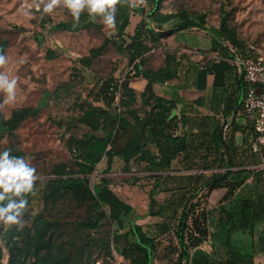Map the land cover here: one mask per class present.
<instances>
[{"label": "trees", "instance_id": "trees-1", "mask_svg": "<svg viewBox=\"0 0 264 264\" xmlns=\"http://www.w3.org/2000/svg\"><path fill=\"white\" fill-rule=\"evenodd\" d=\"M223 2L217 26L209 23L206 11L173 7L186 27L198 25L210 31L211 52L219 56L205 63L214 75V87L222 89L220 106L207 113L190 102L178 107L176 99H166L153 90L155 82L177 77L172 64L177 60L176 53L159 48L160 39L175 29L156 32L143 17L133 33L126 31L124 23L133 10L132 2L122 0L116 6L115 36L105 37L79 62L82 69L90 68L114 46L127 58L130 69L121 80L114 74L98 78L82 97L79 113L69 119L70 127H83L81 133L73 131L66 140L72 161L54 165L42 194L44 205L71 201L82 208L83 217L74 224L76 236L60 243L59 218L43 212L21 229L0 226L8 251L6 264H74L83 260L80 258L88 245L101 247L111 255L112 244L133 264H155L163 235L169 236L173 264H256L257 252H264V230L254 240L257 228L264 224V157L254 152L245 139L243 143L236 141V134L245 133L247 128L239 123L238 115L230 124L231 133H225V127L239 98L237 65L228 60L230 47L248 56L260 49L249 44L232 25L231 12ZM154 4L152 18L166 6L165 0H154ZM97 17L93 21L85 10L78 23L71 15L51 28L70 32L100 29ZM7 48L8 42L0 38V56ZM156 53H161V61L154 65L151 59ZM57 56L56 51L48 49L49 59ZM137 78L148 80L141 93L130 85ZM63 87L68 83L52 92L45 91L46 98H56ZM40 109L41 105L23 106L5 116L0 107V137L13 135ZM240 112H245L243 104ZM118 141L121 146H117ZM115 157L124 161L126 171L138 173L134 176L136 183L148 188L146 213L136 214L134 206L111 188L107 173ZM102 161L105 168L92 184L91 175ZM217 190L225 192L215 205H210V196ZM160 194L166 197L160 200ZM148 216L161 219L155 225V234H149L137 222ZM245 233L252 239L244 240L241 235ZM122 237L130 243L120 248ZM206 242L211 250L203 249ZM3 257L0 246V264Z\"/></svg>", "mask_w": 264, "mask_h": 264}, {"label": "rangeland", "instance_id": "rangeland-1", "mask_svg": "<svg viewBox=\"0 0 264 264\" xmlns=\"http://www.w3.org/2000/svg\"><path fill=\"white\" fill-rule=\"evenodd\" d=\"M27 2L31 3V0ZM221 2L226 3L228 11L231 12L232 25L240 35L264 53V0H165V8L186 6L191 12L206 11L210 24L213 25L212 21H217ZM24 4L25 0H0V38L8 42V48L3 55L7 63L0 66V73L8 75L9 79L17 80L15 102L3 105L6 94L0 92V105H3L1 109L5 116L23 106L41 105V109L36 117L23 122L13 135L0 137V152L10 149L13 156L23 157L36 169L39 177L36 182V195L27 197L28 211L22 217L23 225L30 224L33 216L41 212L57 217L61 222L57 231L59 242H69L76 236L74 224L83 217V210L71 201L44 205V183L52 176L55 164L72 161L66 140L73 131L81 133L83 127H70L69 119L79 113L82 97H86L98 78L114 74L121 80L130 67L127 58L119 54L114 46H110L92 67L81 68L79 59L82 56L87 55L92 47L100 45L105 37H114L116 34V27L105 26L102 17H97L100 29L92 27L79 32L54 30L52 25L71 18V13L66 7L58 6L52 13L46 14L43 13V4L39 10L35 7L23 8ZM48 49L56 51L58 56L49 59ZM160 61L161 53L153 54L152 64H159ZM65 82L68 87L61 88L59 96L46 98L45 91L52 92ZM44 99H47V102H44ZM121 143L118 141L117 146H121ZM104 168L105 161L97 165L91 175L92 184L98 180ZM107 174L111 178V188L134 206L136 214L147 212L148 188L135 182L134 176L138 173L126 171L124 161L115 157L113 167ZM224 192L225 190L214 191L209 204L215 205ZM165 197V194L158 195L160 200ZM160 220L158 217L148 216L138 219L137 222L146 232L155 234V225ZM0 226L6 228L3 224ZM263 230L264 224L257 228L254 240H258ZM101 234H104V231ZM1 235L3 264H6L8 251ZM241 237L247 241L252 239L249 233ZM169 241L168 235L162 236L155 264H173L174 256L170 254ZM129 243V239L122 237L119 246L123 248ZM203 249L211 250L210 243H204ZM86 250L80 258L83 260L74 264H133L132 260L122 256L113 244L111 255L94 245H88ZM255 261L256 264H264V252H257Z\"/></svg>", "mask_w": 264, "mask_h": 264}, {"label": "crops", "instance_id": "crops-1", "mask_svg": "<svg viewBox=\"0 0 264 264\" xmlns=\"http://www.w3.org/2000/svg\"><path fill=\"white\" fill-rule=\"evenodd\" d=\"M132 2L133 10L124 23L126 31L134 32L137 23L145 17L150 26L156 32H169L175 29L172 33L163 37L159 41V48L176 53V61H172L173 67L177 71V77L166 82H155L153 84L154 92L166 99H176L178 107L183 103H189L196 109L207 113L213 111L220 106L221 102V88L214 87V75L210 74L205 67L208 59L219 58L217 53L211 52L213 46L212 35L204 28L198 25L187 26L182 22L180 15L174 9L163 8L158 14L152 18L150 12L154 9V0H129ZM209 23H210V17ZM213 25L217 26L218 21ZM211 22V23H212ZM183 28H179V27ZM155 51V50H153ZM231 58L228 60L236 64L237 57H247L248 54L242 55L234 48L231 50ZM237 65V64H236ZM125 71L124 74H126ZM238 80H239V98L236 105L238 107L239 100L245 90L242 87V72L241 68L237 65ZM148 84L146 78H137L133 80L130 85L141 93L145 90ZM241 107V105H240ZM240 107L232 118L236 108L227 119L225 133H231L230 124L237 116V120L245 129V133L238 132L235 139L238 143L245 142L252 143L255 136L254 129V114L247 112L241 113ZM232 118V119H231ZM250 126L251 128H249ZM254 151V150H253ZM256 152V151H254ZM264 157V152H256Z\"/></svg>", "mask_w": 264, "mask_h": 264}, {"label": "clouds", "instance_id": "clouds-1", "mask_svg": "<svg viewBox=\"0 0 264 264\" xmlns=\"http://www.w3.org/2000/svg\"><path fill=\"white\" fill-rule=\"evenodd\" d=\"M122 0H25L23 8L40 9L44 6L43 13L50 14L55 8L63 5L74 20L78 23L79 17L85 10L94 21L97 16L102 17V23L109 27H115L116 6ZM127 3V0H123ZM7 60L0 56V66H4ZM17 80L9 79L8 75L0 73V92H4L3 105H10L16 99ZM0 105V107H3ZM39 177L36 169L23 157L13 156L10 149L0 152V224L6 228L17 226L23 228L22 217L28 211L27 196L36 195V182Z\"/></svg>", "mask_w": 264, "mask_h": 264}, {"label": "built area", "instance_id": "built-area-1", "mask_svg": "<svg viewBox=\"0 0 264 264\" xmlns=\"http://www.w3.org/2000/svg\"><path fill=\"white\" fill-rule=\"evenodd\" d=\"M233 50L232 47H230ZM236 64L241 68L243 81L247 91L243 97L244 111L254 114L255 136L252 148L256 152H264V53L256 50V54L237 57Z\"/></svg>", "mask_w": 264, "mask_h": 264}, {"label": "water", "instance_id": "water-1", "mask_svg": "<svg viewBox=\"0 0 264 264\" xmlns=\"http://www.w3.org/2000/svg\"><path fill=\"white\" fill-rule=\"evenodd\" d=\"M151 14H152V12H150V15H151ZM182 28H183V27H182ZM205 29H206V28H205ZM206 30L210 33V31H209L208 29H206ZM210 34H211V33H210ZM243 97H244V93H242V95H241V98H240L239 103H238V107L236 108V110H235V112H234L232 118L234 117L235 113L238 111L240 105L242 104ZM232 118H231V119H232ZM136 264H140V262H137Z\"/></svg>", "mask_w": 264, "mask_h": 264}]
</instances>
